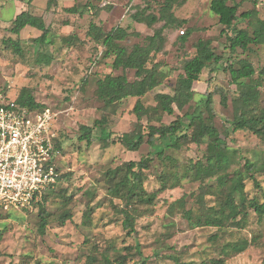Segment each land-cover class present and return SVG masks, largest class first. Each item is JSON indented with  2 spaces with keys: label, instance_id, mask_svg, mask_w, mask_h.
Instances as JSON below:
<instances>
[{
  "label": "rangeland",
  "instance_id": "1",
  "mask_svg": "<svg viewBox=\"0 0 264 264\" xmlns=\"http://www.w3.org/2000/svg\"><path fill=\"white\" fill-rule=\"evenodd\" d=\"M240 2L238 14L254 7L264 18V0H234ZM164 0H0V95L14 99L22 87L28 86L41 107L56 112L54 128L61 148L58 165L62 180L54 188L44 206L48 225L40 229L39 206L31 210L10 209L0 214V264H174L193 262L204 264L213 258H224L225 264H264V215L259 216L249 202H264V137L247 130L230 131L228 121L242 109L236 101L239 86L232 83L229 66L239 59L254 63L260 77L264 68V45L229 58L226 36L232 33L219 23L210 8L211 0H188L174 7V14L185 22L165 30V44L148 63L158 68L161 84L141 98L152 114L141 123L144 133L148 125H169L179 116L202 110L208 120L205 102L213 95L215 116L213 125L226 140L228 167L214 173L195 176L193 165L201 162L207 168V138L195 143L192 129L186 130L188 140L180 149L167 148L163 157L153 155L149 168L144 170L143 193L126 205L109 189L126 174L129 161L150 156V144L145 137L142 145L129 149L120 137L135 128L136 97L106 106L98 97L97 79L111 73L126 72L131 81L134 70L123 71L112 67V56H104V47L95 42L80 45L74 40L67 46L64 36L86 37L90 22L105 31L122 26L129 36L120 44L133 47L145 45L146 37L153 35L163 22L149 27L137 22L132 15L143 9L156 13ZM150 5V6H148ZM75 6L79 13L67 8ZM86 8V9H85ZM32 10L44 15L50 27V43H35L41 31L27 26L20 34L22 53H16L1 44L7 37V28L17 13ZM238 28L251 30L249 22H238ZM192 29L186 41L184 32ZM139 33V34H138ZM211 40L214 51L222 55L219 63L211 62L194 82V97L182 109L173 105L174 114L163 112L156 100L158 93L175 94L178 77L184 74V62L196 54L198 40ZM86 42V41H85ZM53 57L45 64L38 55ZM259 107H264V76L261 77ZM106 118V128L112 137L103 148L100 128L96 120ZM82 125L95 126L91 145L80 140ZM253 163L250 172L246 162ZM118 169V170H117ZM117 170L115 176L111 171ZM253 175L259 186L250 178ZM235 179L243 182L241 191L232 192ZM223 180V181H222ZM232 193L237 204L236 217L231 214L228 196ZM152 198L151 200H148ZM64 211L72 218L60 222ZM127 212L133 226H125ZM242 226L234 221L244 218ZM88 212V216L86 215ZM220 221L221 226L209 225ZM107 258V259H105Z\"/></svg>",
  "mask_w": 264,
  "mask_h": 264
},
{
  "label": "trees",
  "instance_id": "2",
  "mask_svg": "<svg viewBox=\"0 0 264 264\" xmlns=\"http://www.w3.org/2000/svg\"><path fill=\"white\" fill-rule=\"evenodd\" d=\"M133 1V0H129ZM188 0H164L161 5L158 14L146 13L147 9L138 11L132 15L133 19L140 23H145L149 27H153L158 22L163 24L157 28L153 35L146 37L147 43L145 45L134 44L133 47H127L120 44V42L126 40L129 36V30L117 26L110 31H105L101 25L96 24L94 21L90 22V25L86 31V37L81 39L75 35H67L63 37V41L69 47L75 43L87 45L88 43L95 42L97 45L104 47V56H112V67L114 69L122 68L123 71L134 70L136 79L131 81L126 72L118 75L111 73L106 74L104 77L97 79V95L105 103L106 106L116 104L128 97L138 98L134 112L137 117V123L135 128L131 131L124 133L120 137V141L129 149H138L147 136V142L150 144L152 152L148 157H142L139 161H129L126 164V174L120 180H117L109 187L112 194L120 199L125 200L126 205L131 202L135 196L140 197L143 193V180L145 178L144 170L149 168L152 162V156L158 155L163 157L167 148L180 149L183 140H188L189 135L186 130L191 128L192 137L191 140L195 143L207 138L208 153L206 154L207 168H204L203 163L197 162L193 165L195 169V176L198 178L202 173L210 174L221 169L227 168L229 165L228 156L224 152L226 148V140L222 137L220 131L213 125L212 119L215 116V111L212 107L213 95L209 93L205 102L206 110L209 114L208 120L204 118L202 110L196 109L191 113H186L183 116H179L175 121L169 125H148L147 133H144V127L141 120L144 116L152 114L153 107H146L141 98L147 95L150 91L155 89L161 84L162 80L159 77L158 68H149L147 65L156 53L163 50L165 44V30L172 26H181L185 21L179 20L174 14V7L185 4ZM258 0H254L256 4ZM240 2L234 0H211L210 8L213 13L218 16L219 23L224 26L222 33L225 29H231L232 33L226 36L227 47L229 49V58H232L237 50H242V53H246L251 50L252 46L264 45V18L259 15V11L254 7L251 10L244 11L238 14L240 8ZM150 6V5H148ZM86 9V8H85ZM70 13L82 14V11H77L75 6L67 8ZM249 22L251 30L248 28H238V22ZM31 26L39 31L41 35L35 37L33 42L43 44L50 43V27L46 24L43 16L35 15L31 10H23L17 14L11 22V26L7 28L9 34L7 37H3L1 44L5 48H10L16 53H22L20 45L21 31ZM5 27L0 26V31ZM192 33V29H188L183 33L182 41H186L188 36ZM139 34V33H138ZM86 41V42H85ZM40 62L49 64L53 61V57L50 55L41 54L38 55ZM222 55L216 53L212 48V41L198 40L196 44V54L188 58L183 65L184 74L180 75L177 80V84L174 88L175 94L158 93L156 100L161 106L163 112L172 115L174 114L173 105H176L179 109H182L188 102L194 97L193 84L196 82L203 69H205L209 63H219L222 61ZM229 73L232 83L238 85L239 96L236 101L241 105L242 109L238 115L232 120H227L230 131L247 130L258 136L264 137V107H259L260 102V85L261 77L264 76V68L260 71V77H256V67L254 63L247 59H239L237 63H232L229 66ZM15 102L29 106L40 108V103L36 102L35 96L30 87H22L16 98L12 99ZM107 120L102 118L96 120L95 126L100 128V140L102 141V147L106 148L109 145L112 134L106 128ZM95 126L82 125L80 127V140H85L87 145L92 143V135ZM59 146L58 139L56 140ZM246 166L248 171L253 170V163L247 161ZM118 170V169H117ZM117 170L111 171L115 176ZM60 171V168H59ZM250 178L255 182L256 186H259L257 179L251 175ZM62 180V174L59 177V182ZM223 181V180H222ZM58 182V183H59ZM57 183V184H58ZM56 184V185H57ZM56 185L48 188L42 195L41 201L36 205L39 206V215L41 217L40 229L44 231L48 225V212L45 209L44 201H47ZM244 185L239 179H235L231 185V191H241ZM149 198L148 200H151ZM228 205L230 206L231 214L236 217L241 211L237 212V204L235 203L232 193L228 196ZM34 205L33 207H35ZM249 207L252 208L259 216L264 215V202L259 203L257 200L252 199L249 202ZM31 210V209H27ZM126 214L125 226L133 229V221L130 216ZM1 214V213H0ZM88 216V212H86ZM246 211L244 212V218L239 221H234V226H242L241 222L245 220ZM71 213L64 211L60 216V222L65 223L66 220L71 219ZM207 224H216L221 226L220 221L208 220ZM107 259V258H105ZM174 264H194L193 262H180L175 261ZM204 264H225L224 258H213Z\"/></svg>",
  "mask_w": 264,
  "mask_h": 264
},
{
  "label": "built area",
  "instance_id": "3",
  "mask_svg": "<svg viewBox=\"0 0 264 264\" xmlns=\"http://www.w3.org/2000/svg\"><path fill=\"white\" fill-rule=\"evenodd\" d=\"M56 115L0 95V213L32 209L59 182Z\"/></svg>",
  "mask_w": 264,
  "mask_h": 264
},
{
  "label": "crops",
  "instance_id": "4",
  "mask_svg": "<svg viewBox=\"0 0 264 264\" xmlns=\"http://www.w3.org/2000/svg\"><path fill=\"white\" fill-rule=\"evenodd\" d=\"M30 10H31V9H30ZM31 12H33V11L31 10ZM19 13H20V12H19ZM19 13H17V14H19ZM33 14L38 15V14H36V13H34V12H33ZM15 16H16V15H15ZM39 16H42V15H39ZM43 18L45 19V16H44V15H43ZM0 26H1V27H5V25H3V24H1V23H0ZM24 30H25V28L21 31V33H22Z\"/></svg>",
  "mask_w": 264,
  "mask_h": 264
}]
</instances>
